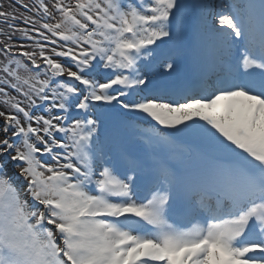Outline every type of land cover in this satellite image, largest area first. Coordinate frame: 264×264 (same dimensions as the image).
Returning a JSON list of instances; mask_svg holds the SVG:
<instances>
[{
	"label": "snow or ice",
	"instance_id": "1",
	"mask_svg": "<svg viewBox=\"0 0 264 264\" xmlns=\"http://www.w3.org/2000/svg\"><path fill=\"white\" fill-rule=\"evenodd\" d=\"M0 122V264H264V0H14Z\"/></svg>",
	"mask_w": 264,
	"mask_h": 264
},
{
	"label": "rangeland",
	"instance_id": "2",
	"mask_svg": "<svg viewBox=\"0 0 264 264\" xmlns=\"http://www.w3.org/2000/svg\"><path fill=\"white\" fill-rule=\"evenodd\" d=\"M25 2H28V0H25ZM14 0H0V7L3 9H7L9 5H13ZM175 60L178 64V70L175 73H172L171 75H165L163 74V68L161 67L158 72L159 74L156 77V85L158 87H170V86H179L181 83L186 81L190 75V68L188 66V62L185 57L182 55H177L175 57ZM134 115L129 114L126 119H133ZM2 123V122H0ZM137 123L143 127L145 122L142 120L137 121ZM136 147H139V145H136ZM14 171L11 169L10 166V173Z\"/></svg>",
	"mask_w": 264,
	"mask_h": 264
}]
</instances>
